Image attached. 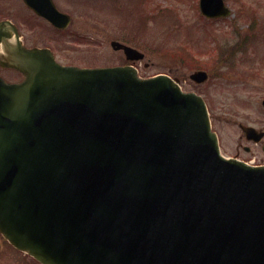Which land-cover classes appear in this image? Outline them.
<instances>
[{"label":"water","instance_id":"1","mask_svg":"<svg viewBox=\"0 0 264 264\" xmlns=\"http://www.w3.org/2000/svg\"><path fill=\"white\" fill-rule=\"evenodd\" d=\"M200 10L228 14L222 0ZM0 46V65L24 76L0 78V233L12 246L40 264H264V166L220 154L200 96L166 75L62 66L6 22Z\"/></svg>","mask_w":264,"mask_h":264},{"label":"rangeland","instance_id":"2","mask_svg":"<svg viewBox=\"0 0 264 264\" xmlns=\"http://www.w3.org/2000/svg\"><path fill=\"white\" fill-rule=\"evenodd\" d=\"M154 1L160 8L166 5L176 7L179 10V24L177 21L174 22L178 27L176 28L168 21L163 22L162 13L159 16L160 22L157 24L150 22L148 28L151 30L146 37L143 36L144 39L146 38L143 41L144 46L147 47L146 57L136 64L140 71L139 75L148 78L165 73L177 78L184 91L201 95L207 105L212 129L218 135L220 151L224 157L229 158L238 144L250 146L239 125L264 129V109L261 106L264 100V0H238L241 8L231 7L233 15L216 23L207 22L200 17L197 0ZM230 1L232 5H238L235 0ZM242 1L246 5L253 4L257 9L258 17H255L254 11H249ZM103 2L104 11L93 14L90 11L88 14L92 15H87L88 8L83 7L90 5L87 0H69L68 9L74 12V21L69 30L70 48L67 49L68 52L63 51V54L57 55L60 63L110 66L125 62L124 58L121 59L122 54L114 51L110 45L115 32H118L117 12L111 10V6H114L109 0ZM151 2L153 0L149 1L150 4ZM151 7L154 6L150 5V10L153 9ZM76 10L86 12L80 15ZM244 14L257 22L253 28H249L250 20L242 18ZM153 15H157L156 10ZM233 32L237 33L238 39L249 40L246 42L248 47L242 44L236 47L238 51L235 53V60L232 61L234 68L230 61L225 59L217 62L218 66L205 64L210 40L215 44L213 39L215 36L222 38L221 41L225 37L229 43H234L236 38ZM180 44H188L194 56H199L202 62L188 59L192 64L182 63L177 57L183 54L180 51H184L179 48ZM134 47L142 50L140 44H134ZM199 69L209 75L207 82L202 85L195 84L189 78L190 74ZM0 76L8 78L10 74L7 70L0 71ZM256 151L264 159V154H261L258 147ZM248 158H254L260 163L255 156ZM1 240L0 236V264H36L22 253L15 251L6 242L1 243Z\"/></svg>","mask_w":264,"mask_h":264},{"label":"flooded vegetation","instance_id":"3","mask_svg":"<svg viewBox=\"0 0 264 264\" xmlns=\"http://www.w3.org/2000/svg\"><path fill=\"white\" fill-rule=\"evenodd\" d=\"M149 1L150 0H109L110 4L114 6H111V10L117 12L119 20L117 25L118 32H115V37L111 42H118L136 49L142 54L140 60H144L146 57L145 50H147V47L144 46L145 42L143 43V41L146 39H144V37L149 33L148 23L150 15L152 18H157V20L154 21L155 24L160 22L158 17L153 15L154 11L159 8L158 4L154 0L150 4ZM87 3L90 5L83 6L88 8L87 15L105 10L103 0H87ZM68 5L69 0H0V22L7 21L13 25L25 47L49 50L57 59L58 53L63 54V51H67V49L70 48L68 45V37L70 27L74 21V12L68 9ZM150 5L154 6L151 7L153 8L151 10ZM35 10L39 12L36 13ZM90 11H92V14H88ZM78 12L80 15H84L86 11ZM41 13H50L53 17V22L46 19ZM65 16L69 19L67 24ZM224 19L225 18L222 17L212 19L205 18V20L210 23H216ZM108 23H110L109 20ZM35 40H38V42H35ZM134 44H140V48L145 52L138 49L137 47L139 46L134 47ZM114 51L121 53V59L124 58L125 60V62L120 65L131 64L137 66L136 64L140 61L133 60L128 62L123 55V51ZM6 70L10 74L8 78L4 77L7 81L16 82L22 79V76L18 72L0 67L1 72H5ZM244 138L250 146L238 144L235 152H233L231 156L240 159H247L250 156H255L258 158L260 164H264V159L256 151L258 147L261 154H264V137L258 142L249 141L245 136ZM2 241L3 240H1V243H3Z\"/></svg>","mask_w":264,"mask_h":264}]
</instances>
